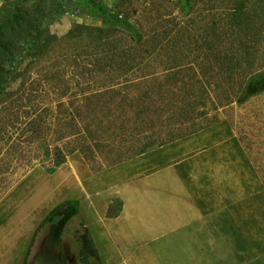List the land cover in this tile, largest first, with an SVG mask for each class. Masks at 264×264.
Segmentation results:
<instances>
[{"label":"rangeland","instance_id":"374dc122","mask_svg":"<svg viewBox=\"0 0 264 264\" xmlns=\"http://www.w3.org/2000/svg\"><path fill=\"white\" fill-rule=\"evenodd\" d=\"M31 5L44 6L40 24L59 39L38 57L37 46L21 47L0 72V264H22L27 249L26 263H38L47 226L37 227L67 198L79 201L62 234L69 264H83L75 239L80 222L102 257L99 264H106L113 245L101 212L109 192L90 199L87 188L100 184L93 173L138 154L153 136L156 147L159 140L199 130L223 133L240 148L246 160L241 178L258 182L248 191L264 205V88L241 103L234 100L246 76L264 69V0H33ZM94 5L126 20L139 38L99 15ZM78 25L79 36L68 34ZM97 30L134 59L129 71L107 66L89 75L103 55L104 40L93 35ZM233 58L242 62L232 71ZM15 70L19 75L13 79ZM145 90L152 101L145 97L149 110L139 114L130 104ZM110 205L115 212L118 201ZM256 212L264 226V208ZM248 238V264H264V234Z\"/></svg>","mask_w":264,"mask_h":264},{"label":"crops","instance_id":"0c3cea01","mask_svg":"<svg viewBox=\"0 0 264 264\" xmlns=\"http://www.w3.org/2000/svg\"><path fill=\"white\" fill-rule=\"evenodd\" d=\"M220 135L199 130L93 173L89 198L109 192L106 264H248V236L264 234L263 200L248 191L258 182L241 178L240 148Z\"/></svg>","mask_w":264,"mask_h":264},{"label":"trees","instance_id":"16d2710c","mask_svg":"<svg viewBox=\"0 0 264 264\" xmlns=\"http://www.w3.org/2000/svg\"><path fill=\"white\" fill-rule=\"evenodd\" d=\"M33 0H2L0 4V72L4 71V66L8 57H13L14 54L20 50L21 47H27L30 45L37 46V57L39 54L44 52L45 49L53 46L59 39L55 33H51L49 28L42 26V5H31ZM47 0H40L41 3L45 4ZM97 13L104 18L111 20L113 22H118L122 26L129 27L133 31V37L135 40L139 38L138 30L127 23L126 20L119 18L117 15L112 14L107 11L104 7L100 5H94ZM80 27V29H79ZM101 30H97L95 35L96 40L102 41L101 57L96 58L93 62V69L89 75L95 74L96 72H105L104 67L109 69L117 70L119 72L125 73L129 71L134 65V59L130 57L125 49H120L117 47L116 43H113L114 39L112 37L102 36ZM83 31H81V26L71 28L68 34L71 36H79ZM78 33V34H76ZM92 33V32H91ZM114 32L111 36H114ZM94 37V36H93ZM138 37V38H137ZM234 59V58H233ZM231 59V63L228 67L233 71L241 67V60ZM235 61V62H234ZM13 62V59H12ZM113 62V63H112ZM116 62V64H115ZM15 75L13 79L17 78L19 75L16 70L13 71ZM119 75V74H117ZM233 74H227V79L231 80ZM264 88V69L261 71L248 74L245 80L242 82V86L234 96V100L238 103L245 101L249 96L258 93ZM150 93V91H149ZM147 90L144 91L142 96L136 98L135 102L130 105L138 107V113L148 112L149 102L152 100V96L149 95ZM151 94V93H150ZM151 101H149V100ZM155 108L154 110H156ZM154 113L155 111H151ZM43 122L41 120L40 124ZM162 139V138H161ZM171 140V139H170ZM157 138L153 136L150 140L143 143L141 148L137 153L146 151L148 148L156 145ZM165 142V141H164ZM163 140H159V144L164 143ZM62 160H56V163H60ZM78 199L67 198L57 203L51 207L45 216L40 221L37 229L42 226H47V231L44 239L41 241L40 247L37 254L40 256V261L36 264H69V256L62 250V234L63 230L68 223L69 219L78 213ZM107 211L109 215L115 212L111 211V205L108 207ZM75 239L79 244L78 249V259L83 264H99L100 257L97 249L94 246L93 239L90 236L85 224L80 222L79 228L76 231ZM26 251L25 257L22 264L26 263Z\"/></svg>","mask_w":264,"mask_h":264}]
</instances>
